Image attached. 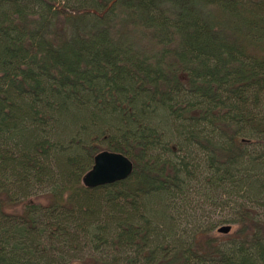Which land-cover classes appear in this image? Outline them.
I'll return each instance as SVG.
<instances>
[{
	"label": "trees",
	"instance_id": "16d2710c",
	"mask_svg": "<svg viewBox=\"0 0 264 264\" xmlns=\"http://www.w3.org/2000/svg\"><path fill=\"white\" fill-rule=\"evenodd\" d=\"M0 264H264V0H0Z\"/></svg>",
	"mask_w": 264,
	"mask_h": 264
},
{
	"label": "rangeland",
	"instance_id": "374dc122",
	"mask_svg": "<svg viewBox=\"0 0 264 264\" xmlns=\"http://www.w3.org/2000/svg\"><path fill=\"white\" fill-rule=\"evenodd\" d=\"M57 122L58 116L56 114L50 117L45 123H41L40 125H38V127L36 126L38 135L41 137H49L60 142L65 141L67 143H71L69 138L73 135H76L75 137L85 138L86 125L81 124L79 128L75 129L70 134H66L63 132V130L57 127ZM33 128L36 130L35 127ZM69 130H72L71 127L69 128ZM195 178L196 179L190 183L191 191L189 193L188 199H177L175 201V210H171L170 213L172 212V214L176 215L179 212L183 214V226H185L186 223L189 222L199 225V215H201L203 212V210L200 209L202 208H204V211H206L204 213L205 215H209L215 220H220L228 217L229 209L225 210L224 208L216 207L217 204L214 205L213 200H210V198L204 196L201 197V193L199 192V178ZM34 191L37 193V196H43L46 193L45 186L41 185H35ZM228 226V223H221L218 227L226 228Z\"/></svg>",
	"mask_w": 264,
	"mask_h": 264
},
{
	"label": "water",
	"instance_id": "95a60500",
	"mask_svg": "<svg viewBox=\"0 0 264 264\" xmlns=\"http://www.w3.org/2000/svg\"><path fill=\"white\" fill-rule=\"evenodd\" d=\"M134 163L122 153L102 150L94 156L92 168L84 175L85 186H97L124 180L132 175ZM224 227L223 230H227Z\"/></svg>",
	"mask_w": 264,
	"mask_h": 264
}]
</instances>
